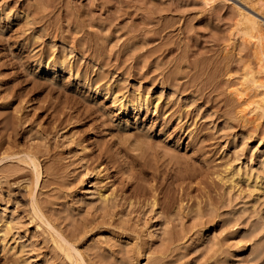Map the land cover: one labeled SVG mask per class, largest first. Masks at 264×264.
I'll list each match as a JSON object with an SVG mask.
<instances>
[{
    "label": "rangeland",
    "instance_id": "obj_1",
    "mask_svg": "<svg viewBox=\"0 0 264 264\" xmlns=\"http://www.w3.org/2000/svg\"><path fill=\"white\" fill-rule=\"evenodd\" d=\"M242 5L0 0V264H264ZM63 61L74 76L45 70ZM137 94L148 112L112 102ZM236 166L249 182L227 180Z\"/></svg>",
    "mask_w": 264,
    "mask_h": 264
},
{
    "label": "bare ground",
    "instance_id": "obj_2",
    "mask_svg": "<svg viewBox=\"0 0 264 264\" xmlns=\"http://www.w3.org/2000/svg\"><path fill=\"white\" fill-rule=\"evenodd\" d=\"M200 3H202L203 5L207 6L210 8V6H214V4L216 2H226V0H196ZM237 1V0H236ZM240 1V3H242L244 6L248 7V9H250L253 13H250V12H245L244 10H241L239 9V18H238V21H237V24H236V31H234V35H236L237 37H239L244 43H247L251 44L252 46V60L251 62H246L247 64L243 67V75H241V89L239 91L242 90L243 94L245 95L243 97V100H240L238 103H239V106L237 104V107L239 109V112L240 110L242 111L243 115H247L248 117L246 118V121H248L247 119L249 118H254L255 121H258L257 124L259 125H262V121L264 119V22L262 19H264V14H262L261 12H264V0H243L244 2L246 1V3L249 4V6L245 3H243L241 0H238ZM198 4V3H197ZM226 4V3H225ZM223 4V5H225ZM252 4V5H251ZM242 5V6H243ZM117 6V5H115ZM216 6V5H215ZM238 6V5H237ZM236 6V7H237ZM235 7V8H236ZM238 9V8H237ZM223 11V10H221ZM219 12V11H218ZM217 13V12H216ZM256 14V15H255ZM258 16V17H257ZM262 18V19H261ZM237 19V18H236ZM232 26V25H231ZM235 26V25H234ZM182 32V31H181ZM240 46V45H239ZM251 48V47H250ZM54 55V54H53ZM62 61V60H61ZM247 61V60H246ZM70 63V62H69ZM245 63V62H244ZM243 63V64H244ZM242 64V63H241ZM38 65L41 67L42 65V62L39 60L38 61ZM67 65L68 63H66L65 61H63L61 64H59L58 62L54 63L52 66H48L45 70L51 74L52 76L56 77L58 75L59 72H66L67 70H69V76L72 77L74 76L73 74V70L72 68H67ZM243 66V65H242ZM242 68V67H241ZM142 69V68H141ZM236 72V71H235ZM67 73V72H66ZM235 76V75H234ZM104 80V79H103ZM126 80V79H125ZM153 81V80H152ZM239 81H240V78H239ZM101 82V81H99ZM239 84V82H238ZM84 86H86L87 84L84 83L83 84ZM110 86V84H107V88L106 90L108 89V87ZM239 86V85H238ZM119 87V86H118ZM121 87V86H120ZM240 87V86H239ZM89 90H91V86L89 85ZM98 87L97 88H93L94 91H97ZM239 89V88H238ZM238 89H235L237 93V90ZM189 91V90H188ZM234 93V94H235ZM233 94V93H232ZM240 94V93H238ZM242 95V94H240ZM115 96V95H114ZM113 96V97H114ZM236 98V97H234ZM242 98V96H241ZM114 102L113 104L117 107H119V110H120V113H123L124 115H129L130 113H135V112H139L140 109H143V108H146L145 110L148 112L149 111V106H148V101H147V97H143L142 95L140 94H137V95H133L131 97H119V96H115L113 101ZM112 104V105H113ZM236 104V103H235ZM236 107V106H235ZM236 107V108H237ZM235 111L237 109H234ZM183 113V112H182ZM235 113V112H234ZM238 113V112H237ZM227 114V113H225ZM239 114V113H238ZM237 114V115H238ZM156 115V114H155ZM242 115V117H243ZM164 117V116H163ZM166 117V116H165ZM164 117V119H165ZM235 117V115H234ZM187 118V117H186ZM238 118H239V115H238ZM237 118V119H238ZM245 118V117H244ZM240 120H243L241 118H239ZM252 120V119H251ZM239 121V120H238ZM250 122V121H249ZM240 123V121H239ZM238 123V124H239ZM244 123V122H243ZM242 123V124H243ZM256 123V122H255ZM247 124V123H246ZM254 124V123H253ZM191 125V124H190ZM256 125V124H255ZM239 126V125H238ZM249 126V125H248ZM254 126V125H253ZM256 127V126H254ZM253 127V128H254ZM257 127H260V126H257ZM256 127V129H257ZM263 127V126H261ZM228 128V127H227ZM244 128V126H243ZM234 129V128H232ZM249 129V128H248ZM252 130V129H251ZM248 133V132H247ZM253 133V132H252ZM255 134V133H254ZM253 134V135H254ZM263 134V132H262ZM251 135V134H249ZM259 135V134H258ZM236 137V136H235ZM250 137V136H249ZM253 137V136H252ZM262 137V136H261ZM248 138V137H247ZM234 140V139H233ZM145 144V143H144ZM264 145V136L259 140V145L257 147H261ZM243 148V146H242ZM245 148V147H244ZM260 150V149H259ZM9 151V150H8ZM235 152V151H234ZM241 153V152H240ZM235 156V155H234ZM236 157V156H235ZM35 158V157H34ZM4 159V158H3ZM31 159V158H30ZM32 162L34 164V169L36 171L35 174H37V177H38V180L40 179L41 177V172L39 170V166L37 165V161H35L33 159V156H32ZM262 160V159H261ZM234 161V160H233ZM264 161V160H263ZM31 162V161H30ZM31 162V164H32ZM37 162V163H36ZM40 164V163H39ZM229 164V163H228ZM231 165V163H230ZM226 167V166H225ZM237 167V166H236ZM230 168V167H229ZM228 168V169H229ZM248 170V169H247ZM263 173V172H262ZM251 173H248V172H243L242 171V168L241 166L235 168L233 167V169H230V171L228 172V175L226 176L227 177V180L230 182H234L235 181V178H246V180L248 181L250 179V177L252 178V176L250 175ZM225 177V179H226ZM256 180L259 179L261 180V175H257L256 177H254ZM263 178V177H262ZM264 179V178H263ZM227 181V182H228ZM239 181V180H238ZM208 182V181H207ZM249 182V181H248ZM253 182V181H252ZM38 183V182H37ZM256 183V184H255ZM254 184L257 188L259 189H264V181L263 182H259V181H256ZM236 185V184H235ZM37 186V185H36ZM28 187V186H27ZM253 187V186H252ZM235 188V187H234ZM12 190V189H11ZM253 192V191H252ZM98 196L102 199H106L107 200V195H105V193L100 190L97 192ZM259 194V193H258ZM105 200V201H106ZM33 204V203H32ZM37 208V207H36ZM0 209H1V206H0ZM4 212V211H3ZM39 212L36 211V213ZM33 213V212H32ZM41 213V212H39ZM46 213V212H45ZM5 214V213H4ZM38 215V214H37ZM42 215V214H40ZM4 217V216H3ZM1 217V218H3ZM6 217V216H5ZM40 217V216H38ZM43 218H45L43 216ZM43 218L42 216L40 217L41 221H43ZM4 219V218H3ZM33 219V218H32ZM5 220V219H4ZM2 220V221H4ZM38 220V219H37ZM33 222V221H32ZM46 222V221H45ZM5 223V222H4ZM3 223V224H4ZM43 223V222H42ZM47 224V223H46ZM50 224V223H49ZM10 225V224H8ZM2 226V225H1ZM7 228V227H6ZM53 228V227H52ZM121 228V227H120ZM9 230V228H8ZM52 230V229H51ZM6 231V229H5ZM27 231V230H26ZM53 232V230H52ZM54 233H56V231H54ZM166 234V233H165ZM54 235V234H53ZM51 235V236H53ZM150 235L153 237L154 236V231H151ZM60 237V233L59 235H57ZM58 237V238H59ZM60 241L57 240V238H55V241L58 243V246L60 247L61 250H63L65 252L66 250V253L67 255L66 256H69L71 259L74 258V254L72 253V248H70L68 246V243L67 241L61 236L60 238ZM54 242V240H53ZM55 242V243H56ZM56 243V244H57ZM3 244V243H2ZM55 246V245H54ZM68 246V247H67ZM2 248V247H1ZM6 249V248H5ZM24 250V249H23ZM73 250H75V248H73ZM165 250V249H164ZM76 253L78 255H80L79 251L75 250ZM252 252V251H251ZM20 253V252H19ZM22 253V252H21ZM61 253V252H60ZM65 253V254H66ZM62 255V254H61ZM140 255V254H139ZM147 255V254H146ZM80 257V256H79ZM78 258V257H77ZM82 258V257H81ZM7 259V258H5ZM74 261V259L72 260ZM75 263H78V264H84L83 263V260H79L77 262V259H76V262ZM86 264V263H85Z\"/></svg>",
    "mask_w": 264,
    "mask_h": 264
}]
</instances>
